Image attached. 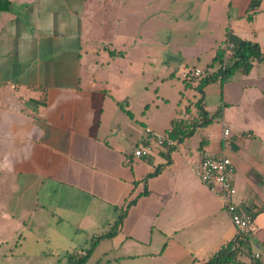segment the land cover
I'll return each instance as SVG.
<instances>
[{
	"label": "crops",
	"instance_id": "crops-1",
	"mask_svg": "<svg viewBox=\"0 0 264 264\" xmlns=\"http://www.w3.org/2000/svg\"><path fill=\"white\" fill-rule=\"evenodd\" d=\"M200 3V16L227 25L206 46L211 59L224 41L256 42L264 53V0ZM109 4L10 0L0 12L1 256L65 264L120 215L116 232L99 239L84 264H201L238 232L194 173L207 152L230 158L234 201L255 225L249 248L264 264V60L202 88L218 96L201 100L206 111L221 107L220 127L197 126L175 148L134 157L144 127L167 133L177 110L196 113L200 92L197 82L184 81L186 100L176 96L173 111L159 115L152 107L171 102L154 80L139 84L144 93L132 100L135 91L120 85V66H113L124 51Z\"/></svg>",
	"mask_w": 264,
	"mask_h": 264
},
{
	"label": "rangeland",
	"instance_id": "rangeland-1",
	"mask_svg": "<svg viewBox=\"0 0 264 264\" xmlns=\"http://www.w3.org/2000/svg\"><path fill=\"white\" fill-rule=\"evenodd\" d=\"M203 0H112L109 4V16L113 14L120 19L118 47L124 55L113 63L120 66V85L129 83L133 89L132 100L140 97L144 91L138 90V85L144 81L154 80L158 95L168 97L170 104L163 105L158 111L154 107L151 113L160 114L168 108L177 106L175 97H184L181 77L183 71L199 67L205 74L206 64L211 59V52L206 46L215 45L225 31V25H220L218 19L209 20L200 16ZM109 2V1H108ZM114 7V8H113ZM111 12V14H110ZM115 25V23H114ZM173 71L170 79L165 77ZM209 83V85H211ZM208 85V86H209ZM152 87V86H148ZM180 89V94L177 92ZM198 93L200 97L217 100L212 94ZM203 92V91H202ZM193 92L187 89L188 97ZM186 100V97H184ZM132 103H135L132 101ZM209 116L213 110L207 111ZM220 127V117L213 116L207 126ZM0 264H35V262L11 261L0 254ZM55 264H62L56 262ZM66 264V263H65Z\"/></svg>",
	"mask_w": 264,
	"mask_h": 264
},
{
	"label": "trees",
	"instance_id": "trees-1",
	"mask_svg": "<svg viewBox=\"0 0 264 264\" xmlns=\"http://www.w3.org/2000/svg\"><path fill=\"white\" fill-rule=\"evenodd\" d=\"M10 7V0H0V12L6 11ZM225 41L221 43L215 50V54L211 61L206 65L205 74L189 80H184L188 83L197 82L196 88L202 93V88L210 81L219 80L222 83L225 79L231 77L236 71H241L248 74L255 61H263L264 53L261 51L256 42L248 40H240L232 44L231 55L224 58ZM197 111L195 114L177 110L180 115L170 121V129L167 134L176 140L182 137L191 135L193 129L197 126H205L213 116L221 115V107H218L214 115L209 116L208 112L202 105L201 98L195 102ZM120 215L116 222L112 225V229L105 232L89 242L87 249L83 254H68L66 264H84L92 253L99 239L112 236L116 232V228L120 223ZM246 255L249 258L248 262L241 260V257ZM201 264H258L257 260L251 257L248 238L242 232H237L233 240L226 242L212 255H210Z\"/></svg>",
	"mask_w": 264,
	"mask_h": 264
},
{
	"label": "built area",
	"instance_id": "built-area-1",
	"mask_svg": "<svg viewBox=\"0 0 264 264\" xmlns=\"http://www.w3.org/2000/svg\"><path fill=\"white\" fill-rule=\"evenodd\" d=\"M232 44L225 45L224 58L231 55ZM203 75L202 69L194 67L181 73L183 80L198 78ZM230 128H223L225 143L230 135ZM178 145V140L171 138L167 133H157L150 127H144L140 137V144L134 149V157H143L149 155L153 149L162 147L172 149ZM193 170L196 177L206 187L216 193L224 207L230 215L233 225L239 232L246 236L255 231V225L252 217L241 211L234 201L236 188L234 185L235 169L229 157L221 153H203L202 157L193 164ZM253 260H258L260 255L252 253Z\"/></svg>",
	"mask_w": 264,
	"mask_h": 264
}]
</instances>
